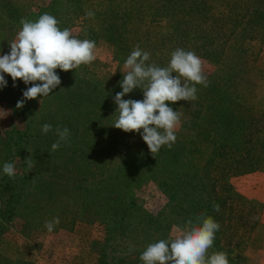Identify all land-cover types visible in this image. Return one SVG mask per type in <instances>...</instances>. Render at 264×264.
Here are the masks:
<instances>
[{
  "label": "rangeland",
  "instance_id": "374dc122",
  "mask_svg": "<svg viewBox=\"0 0 264 264\" xmlns=\"http://www.w3.org/2000/svg\"><path fill=\"white\" fill-rule=\"evenodd\" d=\"M131 1L133 0H80L76 6L80 5L82 12L94 13L93 17L85 19L84 16L79 17L78 13L76 15V12H71L73 0H0V55L10 52L9 42L16 38L22 27V18L35 21L40 15L48 13L59 21L61 30L67 28L80 40L95 41L97 57L90 65H81L76 70L57 69L61 84L49 96L40 97L36 102L38 126L56 120L62 122L60 129H69L65 147L67 157L63 158L58 152V158H52L44 153L43 148L41 155L37 156L34 149L40 142L36 141L34 144L35 135L32 137L31 153L33 160L37 161L33 162L37 168L36 185L25 202L17 208L15 217L1 235L0 264H100L99 252L105 244L107 230L101 215L104 203L98 202L94 207V202L96 198L102 201L106 195L111 194L108 189L112 190L113 185L117 186L115 189L121 190L118 185L121 153L126 152L129 146L131 150H137L146 142L135 131L125 132L112 126L118 117V113H115L118 106L104 104L106 100L99 94L95 99V109L88 113L86 106L89 100L79 106L82 107L81 110L70 108L61 100L66 96L68 84L76 83L77 89L85 90L86 85H89L86 83L88 81L96 90L112 89L117 86L123 72L128 71L124 68L125 62L116 58L114 43L98 34L106 28L103 20L109 13V8L124 11ZM119 2L121 5H118ZM242 46H246L241 56L243 65L236 66L239 69L237 77L244 82L240 87L245 90L247 98L262 102L264 106V34L251 42L246 41ZM199 58L203 62L207 81L217 80L223 73L224 66L213 65L206 59ZM233 61H229L230 68L237 65ZM224 71L232 75L236 72L235 69ZM4 75L8 76L7 73ZM7 81V87L0 89V166L7 152L8 132L25 129V122L7 91L13 82L10 75ZM184 119H188V116ZM93 124L97 134L85 133ZM175 135V142L188 136L187 132L183 133L180 122ZM259 136L264 140V129L260 130ZM70 149H74L75 156H78L74 161L68 160L72 156L67 155ZM78 162L82 163L78 165ZM13 164L16 170L14 178L22 179L20 161L17 159ZM199 164L203 167L205 158ZM40 168L43 169L39 170ZM211 176L219 182L215 190L219 194L213 193L218 197L231 196V199L219 205L221 217L215 221L220 228L215 233L208 255L223 252L229 264H264V167L262 172L231 175L226 179L215 172ZM224 184H229L231 188L224 190L221 188ZM137 186L134 191L136 197L141 199L142 208L128 218L129 227L125 233L116 229L112 241L113 247L118 250L116 254L125 256V263L131 261L132 264L138 256L137 250L143 252L157 238L175 236L187 224L186 209L182 210L187 201L182 203L181 210L177 203L171 211L169 195L162 187L148 181ZM189 193H182L180 198H185ZM200 193L195 190L196 196ZM160 213H163L164 220L161 230L163 235L158 237L156 233H152L149 243L144 241L147 236L142 238L143 235L133 240L135 230L142 231L146 227L143 220ZM55 217H59L60 223L49 232L45 222Z\"/></svg>",
  "mask_w": 264,
  "mask_h": 264
},
{
  "label": "trees",
  "instance_id": "16d2710c",
  "mask_svg": "<svg viewBox=\"0 0 264 264\" xmlns=\"http://www.w3.org/2000/svg\"><path fill=\"white\" fill-rule=\"evenodd\" d=\"M73 1L71 12L89 19L80 10V5L76 6L80 0ZM103 25L106 28L98 35L114 43L116 58L120 62L124 63L131 51L139 46L142 51L150 53V60L146 63H155L160 67L168 65L171 53L177 48L192 51L213 65L224 66L221 76L217 80L208 81L207 87L203 84L196 85L195 100L166 102L180 113L181 128L188 136L175 142L171 148L162 146L156 157L150 153L147 144L137 150L127 147L126 152L121 153L118 173L121 190L115 189L117 186L113 185L112 190L108 189L111 194L106 195L102 201L96 198L94 202V207L98 202L104 203L101 215L107 230L105 244L99 252L100 264H132L131 261L125 263V256L116 254L118 250L113 247L112 241L116 229L125 233L129 227L128 218L142 208L141 199L136 197L134 191L139 183L154 182L162 187L169 195L171 211L177 203L181 210L182 203L187 201L182 209H186V220L196 222V217L201 214L211 216L214 220L221 217L213 206L231 199V196L215 195L219 194L215 192L219 182L211 176L213 172L223 179L231 175L262 172L264 140H261L259 133L264 129V106L262 102L247 98L245 90L240 87L244 82L238 79L239 69L236 66L243 65L241 56L246 47L242 46L243 43L251 42L264 34V0H133L124 11L110 7ZM238 56L240 57L237 58ZM232 60L237 65L230 68L229 61ZM234 69V75L224 71ZM120 81L114 88L103 90H96L88 81L86 83L89 85H86L85 90L77 89L76 83L68 84L66 96L61 101L70 108L81 110L82 107L79 106L89 100L86 106L88 113L95 109V99L99 94L105 98L104 104L117 106L114 96L122 91ZM15 83V87L12 82L5 89L9 91L16 107L17 102L23 98V91L31 85H25L22 80ZM39 98L27 100L22 108L16 107L25 122V129L7 131V152L0 166V238L15 217L17 208L25 202L36 185L37 168L33 162L37 161L33 160L31 153L32 137L35 135L34 144L36 141L40 142L34 149L37 156L41 155L43 148L44 153L52 158L57 159L58 152L63 158L67 157L66 141H62L55 151L51 148L58 140L55 130L62 122L50 121L48 124L52 125V131L47 134L42 132V125L38 126L36 102ZM129 98L142 100V90L134 89L124 97ZM186 116L188 119H184ZM85 133L97 134L96 126H89ZM67 155H72L69 156V161L78 157L75 156L74 149H70ZM203 158L205 164L202 167L199 163ZM17 159L23 170L20 180L10 178L2 171L4 163H13ZM26 160L31 161L32 168H29ZM41 169L43 168L39 170ZM221 188L228 191L231 187L224 184ZM195 190L200 191V195L196 196ZM182 193L189 194L180 198ZM88 205L91 206V203L88 202ZM162 217L163 213H160L143 220L146 227L142 231L136 229L133 240L143 235L142 238L147 236L144 241L149 243L152 233L161 237L164 221ZM159 240L161 239L157 238L155 242ZM137 251L138 256L133 264H144L140 262L142 250Z\"/></svg>",
  "mask_w": 264,
  "mask_h": 264
},
{
  "label": "clouds",
  "instance_id": "9594fccd",
  "mask_svg": "<svg viewBox=\"0 0 264 264\" xmlns=\"http://www.w3.org/2000/svg\"><path fill=\"white\" fill-rule=\"evenodd\" d=\"M86 15L93 17L94 13L88 11ZM20 24L22 27L16 38L9 42L10 52L0 55V89L8 85L5 73L12 78L14 87L17 80L31 85L23 91L17 108H22L27 100L49 96L61 84L57 69L76 70L81 65H90L97 58L95 41L80 40L67 28L61 30L59 21L48 13L35 21L22 18ZM149 60L150 53L142 51L139 46L127 57L124 68L128 71H122L124 76L120 81L122 91L114 96L118 117L112 126L139 133L150 153L156 157L162 146L171 148L177 139L175 129L180 113L166 102L193 101L197 98L196 85L207 87L208 81L202 60L192 51L177 48L171 53L166 67L146 63ZM137 88L143 92L142 100L124 99ZM41 130L47 134L52 131V125L45 123ZM55 134L58 140L51 146L53 151L62 141L68 140L69 129L57 128ZM26 162L29 168L33 167L30 160ZM2 171L10 178L16 175L13 163H4ZM213 207L219 211L218 204ZM59 223V217H55L46 221L45 227L52 232ZM219 228V223L211 216L201 214L196 217V222L189 219L185 229L175 236L149 244L140 260L144 264H229L223 252L208 255Z\"/></svg>",
  "mask_w": 264,
  "mask_h": 264
}]
</instances>
